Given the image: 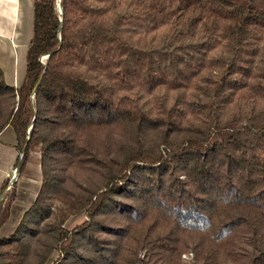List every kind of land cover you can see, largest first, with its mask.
<instances>
[{"label":"trees","instance_id":"trees-1","mask_svg":"<svg viewBox=\"0 0 264 264\" xmlns=\"http://www.w3.org/2000/svg\"><path fill=\"white\" fill-rule=\"evenodd\" d=\"M57 1L20 86L0 63V143L42 171L19 214L1 182L0 264H264V0Z\"/></svg>","mask_w":264,"mask_h":264},{"label":"crops","instance_id":"crops-1","mask_svg":"<svg viewBox=\"0 0 264 264\" xmlns=\"http://www.w3.org/2000/svg\"><path fill=\"white\" fill-rule=\"evenodd\" d=\"M35 3L36 0H0V39L3 38L7 40L6 42L9 43V46L14 50V53H16V49L19 46L21 50L23 49L27 54L29 42L33 34V13ZM6 75L5 72V76ZM24 75L25 72L14 64L10 67L8 73V77L10 78L9 83L15 86H20L24 79ZM1 149L3 154L2 156L0 154V186L3 179L11 177V174L9 173L13 171L11 165L14 163L15 156V152L10 147L4 145ZM38 156L40 155L38 154ZM28 163L29 160L27 164ZM26 167H28V165ZM33 173H37V165L32 171H30V174ZM34 184L37 183L31 178H24L22 180L21 185L19 186L20 197L17 202L19 212L17 214L29 206L30 198L32 197L29 190ZM8 188H10V186ZM17 217L18 215L15 214L13 217L14 220Z\"/></svg>","mask_w":264,"mask_h":264},{"label":"rangeland","instance_id":"rangeland-1","mask_svg":"<svg viewBox=\"0 0 264 264\" xmlns=\"http://www.w3.org/2000/svg\"><path fill=\"white\" fill-rule=\"evenodd\" d=\"M20 26V25H19ZM32 27V23H31ZM29 30V26H28ZM18 40V39H16ZM7 40L1 38L0 39V62L1 66L3 67L4 71L6 72L7 76V81L9 82L10 78L8 77V73L10 70V67L16 64L17 67H19L23 72H25L26 69V53L25 51L18 46L16 49V53H14V50L9 46V43L6 42ZM1 143H0V154L2 156L3 152L1 150ZM28 167H26L25 172L22 174H17L16 175V180L19 179H24V178H31L33 179L37 184H40L41 178H42V171H41V161H40V156H38L37 151H33L31 153L29 163L27 164ZM37 165V173L30 174V171L34 169V167ZM16 173V169L14 168L11 174V180L14 178V175ZM10 187L12 184L10 183Z\"/></svg>","mask_w":264,"mask_h":264},{"label":"water","instance_id":"water-1","mask_svg":"<svg viewBox=\"0 0 264 264\" xmlns=\"http://www.w3.org/2000/svg\"><path fill=\"white\" fill-rule=\"evenodd\" d=\"M57 3H58V6H59V10H60V12L62 13L63 12V8H62V6H61V0H58L57 1ZM17 174H19V166L17 167V169H16V173H15V175H14V178H12V180H11V184H13V182L16 180V175Z\"/></svg>","mask_w":264,"mask_h":264},{"label":"built area","instance_id":"built-area-1","mask_svg":"<svg viewBox=\"0 0 264 264\" xmlns=\"http://www.w3.org/2000/svg\"><path fill=\"white\" fill-rule=\"evenodd\" d=\"M45 57H42V59H44Z\"/></svg>","mask_w":264,"mask_h":264}]
</instances>
